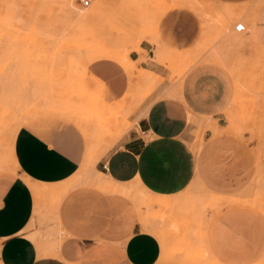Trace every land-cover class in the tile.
Instances as JSON below:
<instances>
[{
  "label": "crops",
  "instance_id": "1",
  "mask_svg": "<svg viewBox=\"0 0 264 264\" xmlns=\"http://www.w3.org/2000/svg\"><path fill=\"white\" fill-rule=\"evenodd\" d=\"M217 1L245 6L243 19L264 55V0ZM191 16L186 10L169 13L162 24L168 46L160 38L155 43L173 52L169 46L185 50L195 45L199 30L190 23ZM148 40L133 50H151ZM133 54L137 61L139 54ZM137 66L162 71L146 60ZM89 68L90 91L106 105L117 106L129 89L128 71L107 58L91 62ZM165 86L145 109L140 105L130 115L134 127L107 137L98 154L89 153L85 136L68 121L40 118L18 130L13 142L16 173H0L4 264H72L62 248L66 231L71 236L68 252L79 264H172L166 263L159 237L141 228L137 208L121 195L125 187L135 184L164 199L181 194L198 179L213 193L246 197L256 164L239 138L208 129L198 153L188 142L190 114L221 119L232 93L226 72L217 63L202 62L185 75L176 97L162 95ZM85 179L108 192L81 184ZM51 219L57 224L40 234L37 223ZM206 246L222 264H262L264 211L242 200L222 205L209 216Z\"/></svg>",
  "mask_w": 264,
  "mask_h": 264
},
{
  "label": "rangeland",
  "instance_id": "2",
  "mask_svg": "<svg viewBox=\"0 0 264 264\" xmlns=\"http://www.w3.org/2000/svg\"><path fill=\"white\" fill-rule=\"evenodd\" d=\"M185 1L94 0L84 7L81 0H0V173H16L13 142L22 126L32 125L40 118L74 123L85 136L89 153L98 154L95 151L107 137L134 127L130 115L140 105L145 109L159 97L162 85L169 86L162 95L177 96L181 81L193 67L202 62L217 63L229 77V102L220 120L190 114L188 142L198 153L208 129L214 135L239 138L256 164V177L246 197L213 193L198 179L171 198L157 200L135 184L125 187L121 195L137 208L141 228L147 226L159 237L166 263L222 264L206 246L209 216L222 205L239 200L264 211V55L252 39L250 25L244 32L234 29L237 22H244L245 6L227 7L217 0H198L211 13L205 26L201 16ZM179 10L192 15L190 23L199 30L198 40L185 50L169 46L176 53L167 51L165 58L159 57L157 50L161 48L155 39L160 38L167 45L162 24L169 13ZM221 11H228L229 15ZM239 33L241 37L234 41L231 37ZM148 39L153 44L151 50H133ZM104 45L128 47L133 57V52H137L134 68L147 73L139 80L130 75L126 95L113 107L90 91L93 80L88 74L89 58L98 60L91 54L108 47ZM143 60L159 65L164 73L157 74L150 66L139 68L137 65ZM119 64L125 70L130 66L126 60ZM81 184L108 192L89 179ZM49 222H36V230L45 234L57 224L55 219ZM62 236L66 258L79 264V259L68 252L71 236L67 231ZM0 264H4L1 258Z\"/></svg>",
  "mask_w": 264,
  "mask_h": 264
},
{
  "label": "bare ground",
  "instance_id": "3",
  "mask_svg": "<svg viewBox=\"0 0 264 264\" xmlns=\"http://www.w3.org/2000/svg\"><path fill=\"white\" fill-rule=\"evenodd\" d=\"M183 1H185V0H183ZM263 0H260L258 3L260 4L261 2H262ZM180 2H182V1H180ZM179 2V3H180ZM186 3H187V1H185ZM175 3H178V1L177 2H175ZM188 3L189 4H187L186 6H190L192 9H194V10H196L198 13H199V15L201 16V18L203 19V21H204V23H205V26H207V22H208V20H209V18H210V16H211V13L206 9V6H204L200 1H198V0H188ZM224 5V4H223ZM185 6V5H184ZM230 6V5H229ZM170 7V6H169ZM250 7V6H249ZM249 9V8H248ZM250 9H252V6H251V8ZM216 10V9H215ZM225 10V9H224ZM167 11V10H166ZM218 11V10H217ZM230 11V10H229ZM11 12V11H10ZM221 12H223V13H225V14H228V11H221ZM165 13V12H164ZM247 13V12H246ZM229 15V14H228ZM254 17V16H253ZM248 19V18H247ZM244 22L246 23V28L248 27V25H249V23L244 19ZM251 27V26H250ZM247 30V29H246ZM252 33H253V31H252ZM241 35L242 34H236L235 36H232L231 38L232 39H234V41L235 40H238L240 37H241ZM253 36H254V33H253ZM252 39H254V42H255V44H256V46H257V49L261 52V49L259 48V46H258V44H257V42H256V40H255V38L253 37ZM131 50V49H130ZM130 50H129V48H125V49H122V50H112V49H108V48H105V47H103V48H100V49H98V50H95L91 55L92 56H94L95 58H97V59H105V58H107V59H112V60H115V61H119V62H123L124 60H126L128 63H129V67L127 68V66H126V68H127V71H128V73H129V75H131L132 77H134V79H136V80H139V79H141V78H143L144 77V75L145 74H147V73H145L144 71H143V69H141V70H139V71H137V70H135V68H134V60L130 57ZM92 51V50H91ZM170 51V50H168V49H160V50H157V54H158V56L159 57H164V55L166 54V53H168V52ZM172 52L173 51H170V53H171V55H173L172 54ZM174 54L176 53V52H173ZM262 53V52H261ZM121 54H123V56H121ZM178 54V53H177ZM90 55V56H91ZM165 58V57H164ZM164 58H162L163 60H164ZM171 58H174V56L173 57H171ZM92 59V58H91ZM90 58H89V61H93V60H91ZM160 60H161V58H160ZM170 60V59H169ZM173 60V59H172ZM178 60V59H177ZM175 62H176V60H175ZM179 63H180V61H179ZM181 64V63H180ZM136 69H138V68H136ZM165 92V91H164ZM176 97V96H175ZM111 142V141H110ZM156 197V196H155ZM157 198V197H156ZM161 198V197H160ZM160 198H157V200L158 199H160ZM163 198V197H162ZM168 198H171V197H168ZM166 199V198H165ZM168 200V199H167ZM171 201V200H170ZM169 202V201H168ZM172 202V201H171ZM157 203H159L158 201L157 202H155V204H157ZM152 204V203H151ZM150 204V205H151ZM159 205H161V204H159ZM166 205H168V204H166ZM152 206V205H151ZM153 207H154V205H153ZM157 207V206H156ZM165 207V206H164ZM167 207V206H166ZM160 208V207H159ZM146 230H148V228H147V226L146 227H144ZM153 228V227H152Z\"/></svg>",
  "mask_w": 264,
  "mask_h": 264
},
{
  "label": "built area",
  "instance_id": "4",
  "mask_svg": "<svg viewBox=\"0 0 264 264\" xmlns=\"http://www.w3.org/2000/svg\"><path fill=\"white\" fill-rule=\"evenodd\" d=\"M91 1L92 0H83L82 4L84 7H89L91 5ZM235 31L237 32H244L246 31V24L242 21H239L236 23L235 27H234ZM106 166V164L104 165V167Z\"/></svg>",
  "mask_w": 264,
  "mask_h": 264
}]
</instances>
